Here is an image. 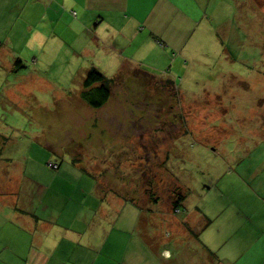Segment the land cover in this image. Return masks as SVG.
I'll use <instances>...</instances> for the list:
<instances>
[{"label":"rangeland","instance_id":"374dc122","mask_svg":"<svg viewBox=\"0 0 264 264\" xmlns=\"http://www.w3.org/2000/svg\"><path fill=\"white\" fill-rule=\"evenodd\" d=\"M237 1L222 25H214L224 33L208 34L186 66L156 74L136 66L121 69L100 108L83 96L90 66L73 69L55 59L2 69L0 184L18 176L25 193H38L37 208L56 210L80 206L64 202L66 194L75 197L90 183L95 190L110 188L109 201L115 191L118 210L127 206L120 223L136 208L135 236L149 242V251L175 240L172 247L194 254L192 262L201 264L198 225L209 217L193 232L190 221L204 209L229 214L241 207L237 194L247 190L238 177L244 174L240 162L249 155L248 163L264 159V0ZM56 161L60 168L53 170L48 163ZM75 174L87 179L77 183ZM178 192L185 199L175 210ZM83 203L98 202L87 196Z\"/></svg>","mask_w":264,"mask_h":264},{"label":"crops","instance_id":"0c3cea01","mask_svg":"<svg viewBox=\"0 0 264 264\" xmlns=\"http://www.w3.org/2000/svg\"><path fill=\"white\" fill-rule=\"evenodd\" d=\"M239 2L0 0V71L16 66L18 60L24 67L52 64L55 59L73 69L95 67L107 77L131 66L154 74L164 68L170 71L186 66L184 61L200 49L208 34L224 33L222 26L217 32L214 25H220L218 21L222 25L223 17ZM246 158L240 162L243 177L238 176L247 190L245 196L237 194L242 206L229 214L204 209L190 221L193 232L199 220L209 217L206 225H198L203 241L197 243L203 250L201 264H264V159L257 164ZM14 177L4 178L5 188L0 184V264H179L183 259L197 264L192 262L194 254L185 256L171 246L175 240H163L149 251V242L135 236L136 208H130L128 221L120 223L127 206L118 210L115 191L113 203L109 201L110 188L95 190L90 183L79 195L75 191V197L66 194L69 200L64 202L80 206L37 208L38 193H25L20 186L24 180ZM72 177L77 183L87 179L81 174ZM87 196L95 197L97 205H85Z\"/></svg>","mask_w":264,"mask_h":264},{"label":"trees","instance_id":"16d2710c","mask_svg":"<svg viewBox=\"0 0 264 264\" xmlns=\"http://www.w3.org/2000/svg\"><path fill=\"white\" fill-rule=\"evenodd\" d=\"M2 47V42L0 41V49ZM22 67L19 60L16 63V68ZM116 77V76H115ZM115 77H107L105 74L100 72L97 68L91 67L87 70L86 76L84 78V87L88 89L85 91L83 96L84 100L94 108L102 107L110 96V85L115 81ZM118 77V75H117ZM167 82L171 83L170 79ZM57 162V161H56ZM59 168V163L57 162ZM53 169V170H57ZM185 199V195L181 192L175 194V199L172 204L175 210L180 209V205ZM208 221V220H207ZM209 222V221H208Z\"/></svg>","mask_w":264,"mask_h":264},{"label":"built area","instance_id":"2783aa9c","mask_svg":"<svg viewBox=\"0 0 264 264\" xmlns=\"http://www.w3.org/2000/svg\"><path fill=\"white\" fill-rule=\"evenodd\" d=\"M48 166H49L51 169H57L58 164L55 163V162H49V163H48Z\"/></svg>","mask_w":264,"mask_h":264}]
</instances>
